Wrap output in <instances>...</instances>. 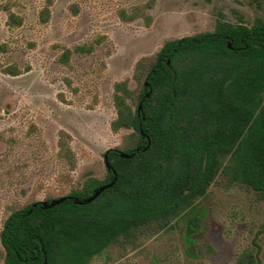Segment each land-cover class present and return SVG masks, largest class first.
Wrapping results in <instances>:
<instances>
[{
    "label": "rangeland",
    "instance_id": "1",
    "mask_svg": "<svg viewBox=\"0 0 264 264\" xmlns=\"http://www.w3.org/2000/svg\"><path fill=\"white\" fill-rule=\"evenodd\" d=\"M257 19L264 21V0H0V232L13 211L105 178L104 153L125 148L131 133L111 131L114 85L127 80L137 93L138 61H151L166 41L211 33L219 21L251 27ZM193 211L204 215L192 234L186 213L89 264H236L256 247L264 264V198L241 184H214Z\"/></svg>",
    "mask_w": 264,
    "mask_h": 264
},
{
    "label": "trees",
    "instance_id": "2",
    "mask_svg": "<svg viewBox=\"0 0 264 264\" xmlns=\"http://www.w3.org/2000/svg\"><path fill=\"white\" fill-rule=\"evenodd\" d=\"M133 78L137 93L127 80L114 85L111 131L131 133L125 148L104 153L105 178L43 201L66 198L59 205L36 201L13 211L0 232L3 264H89L114 246L136 247L186 213L192 234L204 215L193 213L195 201L214 184H241L264 198L263 20L251 27L222 20L211 33L166 41L151 61L136 63ZM114 177L96 200L75 203ZM258 250H244L236 264H258Z\"/></svg>",
    "mask_w": 264,
    "mask_h": 264
},
{
    "label": "water",
    "instance_id": "3",
    "mask_svg": "<svg viewBox=\"0 0 264 264\" xmlns=\"http://www.w3.org/2000/svg\"><path fill=\"white\" fill-rule=\"evenodd\" d=\"M228 47L230 48V45H228ZM147 97H148V95H147ZM141 108H142V107H141V104H140V105L138 106V112L141 111ZM148 146H149V141H148V143H147V146L144 148V151L147 149ZM136 152H138V150H136ZM118 153H119L120 158H122V159H131V158L133 157V154L128 155V154H125V153H122V152H118ZM103 160H104V165H105V167H106L107 169H109V165H108V163H107V157H106V155L103 156ZM115 180H116V177H114V179H113L110 183H108V184H106V185H102V186L96 188V189L92 192V194H91L90 197H88V198H86V199H83L82 201H77V200H75V203H77V204H85V205H86V204H89V203L93 202L94 200H96V199L100 196V194H101L103 191H105V190L111 188V187L115 184ZM65 199H66V198H64V197L59 198V199H55V200L51 201V203H50L49 205H47L45 202H42V205H43L45 208L53 207V206H55V205H59L60 203L64 202ZM44 264H46V261H44Z\"/></svg>",
    "mask_w": 264,
    "mask_h": 264
}]
</instances>
